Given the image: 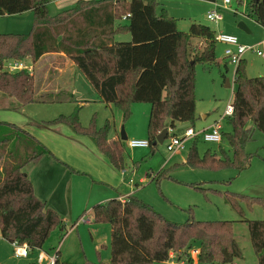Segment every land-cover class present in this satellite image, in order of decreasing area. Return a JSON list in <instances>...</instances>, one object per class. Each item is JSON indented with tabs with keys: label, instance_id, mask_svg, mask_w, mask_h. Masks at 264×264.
Masks as SVG:
<instances>
[{
	"label": "trees",
	"instance_id": "16d2710c",
	"mask_svg": "<svg viewBox=\"0 0 264 264\" xmlns=\"http://www.w3.org/2000/svg\"><path fill=\"white\" fill-rule=\"evenodd\" d=\"M51 1L0 0V16L29 10L34 14L30 32H0V93L13 100L5 109L21 110L30 103L76 101L71 89L41 90L34 73L4 68L10 58L31 56L37 61L44 54L56 52L73 60L99 99L119 109L124 120L131 115L134 103L150 104L147 139L153 152L158 146L154 141L165 127L175 126L177 121L191 122L195 127L196 64L210 67L217 62L218 41L209 25L192 22L187 31H182L176 18L157 0H78L55 14L49 9ZM245 3L248 15L264 25V0ZM121 33H129L131 39L116 40ZM193 39L202 40L203 46L194 49ZM244 66L243 59L236 66L234 112L225 117L230 130H222L233 156L218 157L210 149L200 156L197 137L185 161L191 167L234 166L243 170L250 164L246 146L253 140L255 130L264 132V76L250 77ZM80 108L78 105L71 114H61L41 124L67 125L76 134L90 138L117 169H129L128 145L121 131L111 137L114 119L100 128L95 124L86 126L80 120ZM46 154H52L51 150L27 129L0 121V234L11 243H27L31 249H43L55 228L66 229L62 216L36 196L25 169ZM223 197L241 217H245L243 204L260 205L264 210V197L234 192H225ZM86 214L84 210L80 216ZM91 215L95 222L110 225L109 264H157L168 261L171 252L177 260L192 263L190 251L195 243L200 250L198 264H229L243 257L234 220L172 222L135 193L125 199L96 203ZM248 226L257 264H264V218L248 220Z\"/></svg>",
	"mask_w": 264,
	"mask_h": 264
},
{
	"label": "rangeland",
	"instance_id": "374dc122",
	"mask_svg": "<svg viewBox=\"0 0 264 264\" xmlns=\"http://www.w3.org/2000/svg\"><path fill=\"white\" fill-rule=\"evenodd\" d=\"M167 13L176 18L178 28L187 31L192 22L209 25L216 35L225 33L238 38L236 50L254 47L264 50V25L258 23L249 16V8L245 0H231L227 6L224 0L215 2L206 0H157ZM219 7L222 14L221 21H211L207 18L208 10ZM53 8L51 9V11ZM53 12V11H52ZM243 21L250 32L239 27ZM32 21L28 14H10L0 16V32H30ZM116 40L128 41L129 33H121L115 36ZM193 48L203 46V41L193 39ZM226 45L221 42L216 44V61L210 67L201 63L196 64L195 100L197 120L195 129H203L212 125L224 113L229 102H233L235 64L229 62L225 55ZM32 60L31 56L24 57ZM245 64V72L250 77L264 76V57L259 56L253 50H248L242 56ZM66 62L59 56L55 58H43L35 62L34 75L39 84L42 81H50L55 85L61 84L60 71L68 69ZM69 71V70H67ZM69 75L71 73L69 72ZM67 77H70V76ZM229 81L230 86H227ZM76 101L55 103H30L21 110L0 109V116L11 119H0L14 122L25 128L22 124L42 123L56 118L61 114H71L81 105L79 116L81 122L89 126L95 124L103 127L109 119L113 120V114L109 108L101 102L85 75L77 68L74 78V87L70 88ZM89 101L82 106V101ZM3 101V100H2ZM5 102V101H4ZM131 115L127 119L116 120L111 134L119 135L124 126L128 139L148 138L147 125L150 113V104L147 102L134 103ZM205 115L206 117H204ZM5 118V117H4ZM20 123V124H19ZM22 123V124H21ZM193 126L191 122L177 121L174 128L182 133L184 128ZM181 129V130H180ZM222 130L229 131L230 127L226 119L222 121ZM127 141V140H125ZM187 143L186 150L171 153L167 149V143H158L153 152L152 147L130 148L127 147V159L134 170L136 183L141 178L145 182L135 185L125 181L121 188L122 193H135L136 196L148 202L152 207L164 215L168 220L176 223H186L195 220H234V232L243 250V257L237 258L229 264H257L258 257L251 243L248 220L264 218V210L260 205L252 207L243 204L244 216L233 209L223 197L225 192H234L249 197H264V132L255 130L253 140L247 146L250 154V164L243 170L236 167L218 169L191 167L185 163L188 152L193 142ZM198 152L203 156L210 149L212 154L218 157L233 156V150L226 139L221 143L204 142L199 139ZM158 179H154L155 176ZM66 222L67 230L60 228L52 230L43 250L58 254L59 261L65 264H109L111 259L110 225L107 222H95L92 217H78V215L62 216ZM198 243L194 244V249ZM40 248L30 249L27 257L17 256L13 244L4 239L0 234V264H36V257ZM179 260L176 264H180ZM157 264H174L171 260Z\"/></svg>",
	"mask_w": 264,
	"mask_h": 264
},
{
	"label": "crops",
	"instance_id": "0c3cea01",
	"mask_svg": "<svg viewBox=\"0 0 264 264\" xmlns=\"http://www.w3.org/2000/svg\"><path fill=\"white\" fill-rule=\"evenodd\" d=\"M77 1L78 0H52L49 3L50 12L51 14H55L59 11L70 8L74 6ZM52 8L53 12L51 11ZM24 14L29 15L33 25V12L29 10L21 13V15ZM56 56L61 57L63 61L66 62L65 64L68 69L63 70L60 68L62 71L59 72L60 76L62 75L61 79H66L65 81H61V84L59 85H55L54 81L53 83L50 81L43 82V84L41 81L38 84L41 90H58L61 88L70 89L71 87H74L77 66L74 61L64 53H47L37 61L32 60L35 65V62H38L43 58H55ZM69 72L71 75H69ZM68 75L70 77H67ZM12 102L13 100L10 97L0 93V109L7 108ZM88 102L89 101L87 100H83L81 104L82 106H85ZM105 106L111 110L114 121L116 122V120H119L122 116L121 111L113 106ZM134 106L137 105L133 104L132 109L135 108ZM203 116L206 117L205 115ZM0 119L11 118L1 115ZM22 126L37 137L52 152V154L44 155L37 162L27 164L25 169L33 183L36 196L45 201L49 207L56 210L61 216L78 215V217H92L91 209L94 204L105 202L111 198L127 197L133 193L121 192V188L126 179L125 175L128 174L131 168L126 170L117 169L111 164L109 159L97 149L96 145L90 138L76 134L65 124H60L54 127H45L41 123L34 121L33 123L28 122L22 124ZM210 126L206 128H209ZM115 134L116 132L114 131V134H111V137H117ZM69 167H72L79 173L71 171ZM132 173H134L133 169L129 172V175H127V179L134 187L139 183L145 182V179L141 178L139 183H136L135 175ZM84 210L87 211V214L80 216ZM65 230H67V225Z\"/></svg>",
	"mask_w": 264,
	"mask_h": 264
},
{
	"label": "built area",
	"instance_id": "2783aa9c",
	"mask_svg": "<svg viewBox=\"0 0 264 264\" xmlns=\"http://www.w3.org/2000/svg\"><path fill=\"white\" fill-rule=\"evenodd\" d=\"M231 0H224L225 6H227ZM207 18L211 21H221L222 14L219 12V7L216 4V8L211 9L207 12ZM216 39L218 42L223 43L226 45L225 49V57L226 59L235 64L238 65L240 61L242 60V56L245 52L248 50H253L256 52L259 56L264 57V50L256 49L254 47H247L242 50H236L233 47H237L238 44V38L232 34H225L221 33L216 35ZM5 70H8L10 72H15L18 70H27L30 73L34 72L35 65L33 63V60H27L25 58H10L7 59L4 63ZM234 112V105L233 102H229L226 106V109L223 113V115L216 120L209 128H203V129H195L193 126H189L183 130L182 133L177 132L174 128V126H167L168 128V134L164 140V142L167 143V149L171 153L180 152L182 150H186L187 143L189 141H192L193 139H196L199 137L204 142H215V143H221L223 137H222V121L225 119L226 116L232 115ZM127 145L130 148H147L150 146V142L148 139H139V138H130L127 139ZM126 197H122V199H125ZM15 247V254L17 256L21 257H27L29 255L30 247L27 243H19L17 241L12 243ZM59 250L55 251L54 253L48 252L46 250L41 249L36 257V264H65L63 262L59 261L58 252ZM200 250L199 248H193L190 251V257L193 259L192 263H189L187 259H183L180 264H198V256H199ZM174 264H176L179 260L176 259L175 253H170V258ZM219 264V263H217Z\"/></svg>",
	"mask_w": 264,
	"mask_h": 264
},
{
	"label": "water",
	"instance_id": "95a60500",
	"mask_svg": "<svg viewBox=\"0 0 264 264\" xmlns=\"http://www.w3.org/2000/svg\"><path fill=\"white\" fill-rule=\"evenodd\" d=\"M239 27L246 30L247 32H250L247 25L245 24V22L241 21L239 23ZM227 86H230V83L229 81H227ZM168 134V128L165 127L157 136L156 140L154 141V144H157V143H164V140L166 138ZM121 138L122 140H127L128 137H127V134L125 132V129H124V126H122V129H121Z\"/></svg>",
	"mask_w": 264,
	"mask_h": 264
}]
</instances>
